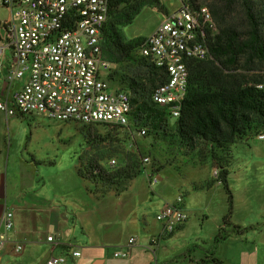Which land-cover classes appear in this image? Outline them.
Returning a JSON list of instances; mask_svg holds the SVG:
<instances>
[{
	"label": "rangeland",
	"instance_id": "obj_1",
	"mask_svg": "<svg viewBox=\"0 0 264 264\" xmlns=\"http://www.w3.org/2000/svg\"><path fill=\"white\" fill-rule=\"evenodd\" d=\"M195 2L208 7L212 16L210 30L213 34L225 24H234L238 30H246L245 13L239 1L229 6L226 0ZM253 2V10L258 12L263 22L261 32L264 36V0ZM178 5V0H129L112 8L107 26L120 19L116 28L122 45H134L125 53L116 50L108 41L105 42V38L103 40V53L110 63L109 78L114 87L125 89L133 96L127 83L128 78L141 65L142 70L150 66L149 62L142 60L135 44L151 33L163 16ZM216 10L220 12L222 20L214 18ZM7 14L5 9L0 8L1 17ZM237 71L244 72L248 79L252 76L251 71ZM142 82L150 92L153 86L145 79ZM255 119L252 116L249 128L244 133L235 134L229 142L217 143L197 137L190 141L181 140L175 133V120L168 116H164L159 129L150 130L147 127L146 134L140 136L136 130L141 124H146L133 120L119 128L101 123L53 121L38 115L6 116L0 112V173L4 174L8 184L7 196L12 195L10 198L13 199L15 185L28 191L35 182L44 184L46 176L40 173V168L42 170L49 166L56 168L49 172L47 180H54L60 175L67 180H76L77 175L83 176L92 182L91 188L102 194L123 191L132 177L147 171L145 178L150 183L155 179L153 183L168 202L179 195L183 198L184 206L188 198L191 203H196L195 208L187 214L186 242L191 243L185 246L183 244L186 242H183V259L196 264H245L244 257H248L252 264H261L260 257L253 260L250 256L257 250L255 247L259 246L258 237L252 244L249 242L253 241L252 235L245 239L248 242L237 241L231 244L229 241L241 238L240 234L244 231H251L260 222L264 223V153L261 150L264 148V140L257 139V134L264 131V128L256 125ZM112 159L114 163H110ZM95 166L105 172L106 178L114 173L113 180L120 185L95 176L92 172ZM222 170L227 172L231 208L227 192L219 181ZM244 177L251 184L247 189L239 185ZM256 179H260L261 184L253 185ZM207 194L213 195L206 202ZM4 204L6 211H13L12 202ZM224 211L225 217H222L218 227ZM259 214L263 215L262 221L257 220ZM216 236L220 238L216 240ZM223 237L231 239L221 244L218 250L220 242H217ZM197 238L202 241L194 240Z\"/></svg>",
	"mask_w": 264,
	"mask_h": 264
},
{
	"label": "built area",
	"instance_id": "obj_2",
	"mask_svg": "<svg viewBox=\"0 0 264 264\" xmlns=\"http://www.w3.org/2000/svg\"><path fill=\"white\" fill-rule=\"evenodd\" d=\"M112 1L0 0V8L8 13L0 16V112L119 128L131 120L141 122L133 118L130 92L111 84L110 63L103 53ZM178 1L138 47L140 57L165 74L152 88L150 99L174 120L188 90V62L211 58L209 41L214 35L206 5ZM255 87L264 95V82ZM136 131L143 136L147 126L141 124ZM257 138L264 140V131ZM182 199L176 196L155 214L162 234L174 232L187 218ZM2 227L0 250L13 228L12 211L3 214ZM45 241L53 243V234H47ZM133 242L130 237L127 245ZM21 249V244L14 245L15 252ZM69 253L80 255L76 250ZM126 255V249L113 252L114 257ZM66 260L67 255H50L42 264H66Z\"/></svg>",
	"mask_w": 264,
	"mask_h": 264
},
{
	"label": "crops",
	"instance_id": "obj_3",
	"mask_svg": "<svg viewBox=\"0 0 264 264\" xmlns=\"http://www.w3.org/2000/svg\"><path fill=\"white\" fill-rule=\"evenodd\" d=\"M261 150L264 153V148ZM55 168H40V173L46 176L45 183L35 182L28 191L15 185L13 199L10 198L12 195L7 196L8 184L4 174L0 173V229L3 228L2 217L6 211L4 203L13 204V228L8 231V241L0 250V264H42L50 255L60 254L67 255L66 264H196L181 255L182 244L186 242L188 218L174 233L162 234V225L155 220V214L168 200L156 184L145 178L147 171L132 178L123 191L102 194L90 187L92 182L78 175L76 180H67L61 175L47 180L49 172ZM256 181L252 184H261L260 179ZM240 182L239 185L246 189L251 185L246 177ZM212 195H206V202ZM193 203L190 198L185 199L187 214L195 208L196 203ZM224 214L225 211L221 214L218 227ZM262 216L259 214L257 220L262 221ZM260 223L255 229L240 234L242 239L229 241L231 244L248 242L245 239L252 235L253 241H249L252 244L258 237L259 246L255 247L256 251H251L250 256L253 260L260 257L262 264L264 223ZM47 234H53V243L45 241ZM130 237H134V242L127 245ZM228 239L231 238L223 237L217 242H220L218 250ZM194 240L202 241L201 238ZM18 243L22 249L15 252L14 245ZM188 243L191 242L183 245ZM120 249H126L127 255L114 257L113 252ZM72 250L80 255L71 256L69 251ZM221 257L224 259L223 255ZM251 261L244 257L245 264H252Z\"/></svg>",
	"mask_w": 264,
	"mask_h": 264
},
{
	"label": "trees",
	"instance_id": "obj_4",
	"mask_svg": "<svg viewBox=\"0 0 264 264\" xmlns=\"http://www.w3.org/2000/svg\"><path fill=\"white\" fill-rule=\"evenodd\" d=\"M128 1L113 0L110 12L112 8ZM235 1L226 0L227 6ZM237 1L240 2L245 13L246 30H238L234 24H225L209 41L211 58L192 59L188 62V90L182 101L180 115L174 122L176 136L181 140L190 141L197 137L217 143L220 141L229 142L235 134L244 133L249 128L252 116L256 118V125L264 128V95L255 87L257 83L264 82V36L261 32L263 22L258 17V12L253 10V0ZM216 11L213 12L214 18L222 20L219 16L220 12ZM129 19L130 16L127 21ZM120 22V19L116 20V23ZM116 23H110L109 26L106 23L103 40L105 38V42L108 41L116 50L126 53L134 45L129 44L128 47L122 45ZM140 42L141 40L135 44L136 47H139ZM142 60L144 59L142 58ZM216 61L218 64H215ZM142 68L141 65L139 70L135 71L134 75L127 80L133 94L132 115L133 118L146 124L150 130H157L161 127V121L167 114L151 101L150 92L157 83L164 80L165 74L152 64L146 70H142ZM238 69L251 71L252 76L248 79L246 74L237 71ZM142 79L153 86L150 92ZM198 84L200 86H197ZM92 172L95 176L116 184L114 182L116 180H113L114 173L111 177L106 178L105 172L98 166H95ZM226 175L227 172L222 170L219 181L227 192L228 205L230 206L232 200ZM116 192L118 191L116 190ZM218 238L220 236L215 237L216 240Z\"/></svg>",
	"mask_w": 264,
	"mask_h": 264
}]
</instances>
